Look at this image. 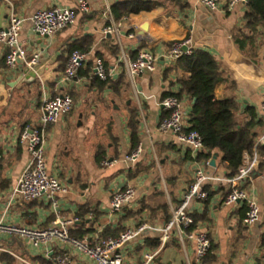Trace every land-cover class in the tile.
<instances>
[{
	"label": "crops",
	"instance_id": "crops-1",
	"mask_svg": "<svg viewBox=\"0 0 264 264\" xmlns=\"http://www.w3.org/2000/svg\"><path fill=\"white\" fill-rule=\"evenodd\" d=\"M126 1L89 0V13L79 14L73 25L55 36L42 37L34 32L32 16L41 9L74 8L78 0H0V30L7 28L12 15L22 18L20 42L28 60L35 53L41 55L35 71L23 61L9 68L7 49L0 44V221L45 228L58 216L78 219L81 207L88 206L92 212L85 223L78 225L82 221L78 219L72 226L73 237L95 242L147 226L126 245V264H142L152 253H157L152 264H197L193 241L173 231L162 247L161 238L167 217L173 216L194 184L197 171L203 170L204 186L212 195L208 201L192 199L188 205L191 215L198 218L197 227L208 231L212 243L201 264H264V176H249L242 185L260 207L259 220L246 226L245 204L230 207L224 203L235 178L227 177L221 151L198 160L197 153L179 143L172 132L159 129L168 115L162 105L164 98L180 96L189 116L195 104L182 94L181 81L190 79L191 73L180 61L165 57L172 43L187 38L192 39L194 49L210 52L229 76L230 81L217 85L216 97H234L241 114L255 107L264 119L260 110L264 41L258 42L255 56L249 58L233 40L244 25L246 4L229 8L223 0L218 9L211 10L197 0H152L160 3L153 10L116 21L113 8ZM75 45H90V57L77 78L67 81L64 72ZM141 50L158 57L157 68L131 79L122 55L134 59ZM96 59L108 70L105 84L95 74ZM26 67L30 68L28 73L24 72ZM64 94L73 97L74 108L49 125L46 160L49 172L68 187V193L59 197L57 211L46 198L10 201L30 158L21 134L27 127L39 125L43 99ZM134 115L138 121L137 148L141 146L142 153L138 161L129 163L125 157L137 149L133 148L129 127ZM259 145H264V130ZM256 150L244 160L252 171L259 158ZM104 160L119 162L108 169ZM128 186L136 189L135 201L119 213L111 212L113 193ZM0 247L7 250L0 252V264H56L54 258L64 252L71 255L73 264H94L78 249L61 243L36 248L24 239L0 234Z\"/></svg>",
	"mask_w": 264,
	"mask_h": 264
},
{
	"label": "built area",
	"instance_id": "built-area-1",
	"mask_svg": "<svg viewBox=\"0 0 264 264\" xmlns=\"http://www.w3.org/2000/svg\"><path fill=\"white\" fill-rule=\"evenodd\" d=\"M198 3L211 10L219 8L223 0H197ZM245 3V0L227 1L229 8H234L238 4ZM90 12L89 0H78L74 8L53 7L50 9L38 10L31 18L33 29L40 36H55L60 31L73 25L79 14ZM23 19L17 15H12L6 29L0 30V44L7 49L6 64L9 68H15L20 61L29 66L34 71L40 63V53H35L28 60L25 49L20 42V32ZM130 38L133 36L130 35ZM187 47L185 52L183 49ZM193 49L191 38L172 43L166 51L165 57L171 61H178L183 55H190ZM89 53L80 49L72 51L65 72L64 78L67 81L75 80L81 68L89 60ZM121 61L124 63L127 73L131 79H136L149 72H154L157 68L158 57L150 51L141 50L136 58H130L123 53ZM95 74L101 81L108 79L109 73L101 59L95 60ZM163 107L168 115L160 122L159 129L163 132H172L181 144L189 146L195 153L204 151L202 136L195 130L190 129L187 111L183 100L177 95H169L162 101ZM74 108V99L70 94H64L53 98H45L40 107L39 125L27 127L21 134V141L26 143L29 153V162L23 170L15 187L11 191L10 201L22 200L32 202L40 198L50 201L57 211L59 207L58 199L61 195L68 193V187L56 176L49 172L46 160L47 129L49 125L55 124L61 117L69 114ZM264 114V96L260 106ZM142 148L136 150L125 157V161L135 163L141 156ZM1 161V155H0ZM118 160H104L103 166L108 169L114 168ZM252 171L251 166L243 165L239 170V175L235 178V186L225 197L224 203L230 207L241 204L247 206V213L244 218L246 226L254 225L260 218V207L242 185L247 181ZM206 174L203 170H198L195 182L189 192L185 194L182 204L173 212L171 221L163 229L161 245L164 247L170 240L173 231L179 232L182 237H187L195 244V261L201 264L211 249V240L208 231L197 227L194 217L188 210L189 202L192 199L205 200L208 193L204 190ZM137 196L136 189L128 186L123 190L113 193L110 208L111 212L119 213L125 207L132 205ZM78 221L76 218H65L58 216L55 222L45 228H32L23 225L6 224L0 221V234L18 237L29 242L36 248L61 243L72 246L91 259L94 264H126L124 249L128 243L138 237L147 226L140 228H130L121 233L118 237H100L95 242L87 239H77L71 235L72 226ZM196 226V228H194ZM194 228V229H193ZM7 251L0 247V252ZM157 253L147 254L142 264H152ZM56 264H73L69 253H62L54 258Z\"/></svg>",
	"mask_w": 264,
	"mask_h": 264
},
{
	"label": "trees",
	"instance_id": "trees-1",
	"mask_svg": "<svg viewBox=\"0 0 264 264\" xmlns=\"http://www.w3.org/2000/svg\"><path fill=\"white\" fill-rule=\"evenodd\" d=\"M159 4L152 0H129L115 5L113 15L118 21L126 16L151 11ZM245 4L247 12L244 25L234 35L233 40L242 53L252 58L255 56L258 42L264 41V0H248ZM78 47L81 46L75 45L72 50ZM82 50L90 53L91 46L88 45ZM178 61L191 73L190 79L181 81L182 94H187L191 100L197 99L189 119L190 129L197 131L202 136L205 148L204 151L197 153V159L208 157L215 150L221 151L227 177L234 179L239 175V170L244 165L245 156L247 154L253 156L257 149L259 158L256 171L264 176V145L257 146V141L264 130L263 117L259 115L255 107H248L241 114V108L234 97L220 99L216 97L217 85L228 82L230 79L219 61L210 52L193 48L190 55H183ZM97 79L99 78L97 77ZM107 81L108 79L104 81V84ZM137 126L138 121L134 115L129 123L134 149L137 148L139 140ZM204 190L208 193L207 200L205 199L208 201L212 191L207 186H204ZM244 209L247 211L246 205ZM164 210H167V206L164 207ZM91 212L92 210L88 206L81 207L77 216L82 221L79 224L76 222L75 225L85 223V218ZM171 219L172 217H167V223ZM194 219L197 225L198 218L194 216ZM71 235L74 236L72 232ZM107 235L108 231L104 232V236Z\"/></svg>",
	"mask_w": 264,
	"mask_h": 264
},
{
	"label": "water",
	"instance_id": "water-1",
	"mask_svg": "<svg viewBox=\"0 0 264 264\" xmlns=\"http://www.w3.org/2000/svg\"><path fill=\"white\" fill-rule=\"evenodd\" d=\"M248 0H245V3L247 2ZM144 29H145V27H143ZM38 36H40L39 34H38ZM185 52L188 50L187 49V47H184V49H183ZM30 71V68L29 67H26L25 68V70H24V72L25 73H28ZM196 98L194 99V103L196 102ZM217 158H218V155L216 154L214 157H213V159H212V161H211V166H213V167H215L216 166V160H217ZM251 176L252 177H256V176H260V173H258L256 170H254V171H251Z\"/></svg>",
	"mask_w": 264,
	"mask_h": 264
}]
</instances>
